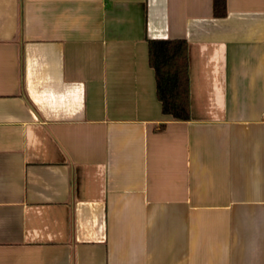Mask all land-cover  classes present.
<instances>
[{"label": "crops", "instance_id": "1", "mask_svg": "<svg viewBox=\"0 0 264 264\" xmlns=\"http://www.w3.org/2000/svg\"><path fill=\"white\" fill-rule=\"evenodd\" d=\"M0 264H264V0H0Z\"/></svg>", "mask_w": 264, "mask_h": 264}, {"label": "trees", "instance_id": "2", "mask_svg": "<svg viewBox=\"0 0 264 264\" xmlns=\"http://www.w3.org/2000/svg\"><path fill=\"white\" fill-rule=\"evenodd\" d=\"M227 14V0H214V15ZM149 64L155 73L156 95L162 112L176 120L190 118L188 42L153 39L148 42Z\"/></svg>", "mask_w": 264, "mask_h": 264}]
</instances>
